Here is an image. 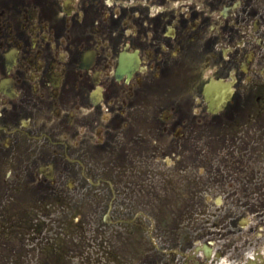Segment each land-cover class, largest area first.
Segmentation results:
<instances>
[{"label":"flooded vegetation","instance_id":"obj_1","mask_svg":"<svg viewBox=\"0 0 264 264\" xmlns=\"http://www.w3.org/2000/svg\"><path fill=\"white\" fill-rule=\"evenodd\" d=\"M217 78L234 83L213 113L205 88ZM258 157L264 0H0V212L33 180L47 189L71 173L69 188L110 189L111 220L142 219L118 212L129 191L147 200L144 188L189 189L188 215L216 188L256 212L263 231ZM234 224L226 232L239 235ZM167 251L140 261L174 264Z\"/></svg>","mask_w":264,"mask_h":264},{"label":"rangeland","instance_id":"obj_2","mask_svg":"<svg viewBox=\"0 0 264 264\" xmlns=\"http://www.w3.org/2000/svg\"><path fill=\"white\" fill-rule=\"evenodd\" d=\"M258 158L260 161L256 163L264 166V157ZM189 170L184 167L181 171ZM192 171L193 179L194 176L202 179L197 166L193 165ZM69 174L63 177L61 186L53 188L49 183L44 190V185L33 180L23 196L17 195L15 202L4 205V211L0 212V264H138L139 259L147 261L152 254V242L145 230H137L123 221H102L111 197L110 189L92 187L88 181L85 185H76L75 189L69 188ZM148 174L151 176L152 172ZM261 179L264 180L263 173ZM98 191L101 193L96 195ZM188 191L176 187L144 188V194L151 196L147 200H143L139 191H129L126 198L133 201L129 202L128 209L120 206L118 212L133 216L142 210L158 215L161 234L172 242L181 238L183 245L189 236L198 238L196 232L201 228L204 229L201 237L220 239L219 229L210 226L212 217L203 222L200 218L196 220L198 203L193 202V212L184 213L183 192ZM256 197L263 199L264 193L259 190ZM145 223L151 225V221ZM30 236L31 243L27 239ZM139 236H143L142 243L138 241ZM255 241L257 238H252L251 242ZM145 246H148L145 251L140 249Z\"/></svg>","mask_w":264,"mask_h":264},{"label":"bare ground","instance_id":"obj_3","mask_svg":"<svg viewBox=\"0 0 264 264\" xmlns=\"http://www.w3.org/2000/svg\"><path fill=\"white\" fill-rule=\"evenodd\" d=\"M220 94V93H219ZM214 94V96L218 99V100H223L225 97L221 96V94Z\"/></svg>","mask_w":264,"mask_h":264}]
</instances>
